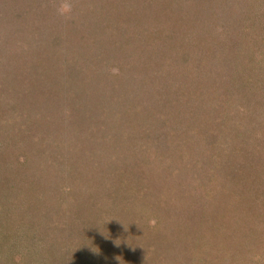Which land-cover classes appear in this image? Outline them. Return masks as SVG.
I'll list each match as a JSON object with an SVG mask.
<instances>
[{"label":"trees","instance_id":"16d2710c","mask_svg":"<svg viewBox=\"0 0 264 264\" xmlns=\"http://www.w3.org/2000/svg\"><path fill=\"white\" fill-rule=\"evenodd\" d=\"M64 1L69 6L67 16L84 19L80 21L84 25L75 28L77 31L81 26L88 28L90 19L112 15L115 4L112 0H108L111 3L108 6L104 0ZM249 1L248 13L238 11L237 14L251 16L253 28L257 24L264 30V0ZM65 4L63 0H0V63L9 66L25 63L21 65L19 76L13 71L14 67L8 68L9 77L0 76V215L6 221L5 225L0 223V264H114L116 259L124 257L130 261L155 257V264H168V260L171 264H218L216 256L222 236L232 239L239 233L234 228L225 230L230 220L227 213L232 212L235 204L240 206L238 212L247 210L250 231L253 226V252L264 251L254 240L260 236L264 240V228L260 227L264 225V93L244 97L250 117L239 122V130L229 129L227 124L231 125V121L225 118L227 114L231 116L233 96V91L225 89V85L233 81L230 72H236L234 69L240 63L235 67L224 63L215 76L211 74L215 65H185L191 55L203 59L213 52L204 47L205 42L204 45L192 42V37L189 43L179 39V45L173 44L176 50L182 47L185 51L181 54L178 51L172 59L174 63L169 64L171 78H162L160 82L158 77L150 78L151 84L135 77L129 80L126 76L119 81V89L131 92L126 97V93L120 91L121 97L130 102L136 89L143 94L157 88L153 109L149 110L147 103L143 105L141 101L136 105L145 120L164 125L160 136L158 132L160 163L166 166L178 163L174 169L177 175L192 178L196 185L178 202L175 195L157 193L154 187L150 189L144 182L146 175L139 171L136 173L137 192L131 196L122 187H116L117 180L98 191L96 186L100 183L93 184L94 173L109 159L122 156L120 147L111 143H114L115 131L121 132L126 122L124 113L129 109L116 103L112 108L118 111L112 115L109 106L119 98L110 100L109 104L106 94L91 96L95 85L99 89L103 84L112 85L110 79L104 78L111 73L106 72L104 77L89 74L86 79L81 74L82 67L75 74L67 69L66 63H76L77 58L74 60L69 55L73 50L72 42L67 39L70 33L60 23ZM218 6L221 8V4ZM172 21L174 24L177 19L167 16L159 31L172 25ZM162 32L161 40L167 33ZM260 43L261 51L256 49V52L264 54V42ZM180 59L185 61L176 62ZM259 65L252 66V72L255 73ZM77 73L80 81L74 80L75 85L71 86L70 78ZM67 75L71 77H65ZM190 75L193 77L185 87V79ZM250 81L248 78L245 84ZM213 90L222 96L214 98ZM196 94L200 95L193 97ZM179 104L182 105L178 109L180 113L193 108H204L208 114L219 113V135L210 131L207 140L199 139L203 142L200 146L192 145L173 132L172 141H167V133L173 130L166 126L172 115L168 110ZM72 148L75 155L70 151ZM128 149L135 151L137 147L133 145ZM148 150L147 146L146 152ZM167 153L169 158L165 159ZM84 178H87L85 185L82 184ZM30 186L35 188L34 193H29ZM82 188L88 189L90 201L80 209L75 196ZM242 189L255 192L257 200L249 201L250 195L246 197ZM103 191L108 193L105 199L101 198ZM93 193L95 196H91ZM242 194L246 199L243 204ZM199 197H206L209 203L197 201ZM199 213L203 220L197 218ZM12 214L17 223L11 218ZM151 217L155 218L149 223ZM184 219L193 223V227L181 226ZM145 225H151L150 229L158 232L153 243L146 242V236L140 233ZM185 242L197 246L187 249L183 246ZM241 260L236 255L229 263L246 264Z\"/></svg>","mask_w":264,"mask_h":264},{"label":"rangeland","instance_id":"374dc122","mask_svg":"<svg viewBox=\"0 0 264 264\" xmlns=\"http://www.w3.org/2000/svg\"><path fill=\"white\" fill-rule=\"evenodd\" d=\"M104 1H106L105 3L108 6V0ZM169 1V3H171L170 5L165 0H112V3L115 2V4H113L114 9L112 10V15L109 17L102 15L98 20L90 19L88 20L90 26L88 28L86 26H81L78 31L75 28H78L79 25H84L82 23L84 21V19H81L82 17L80 18V16L74 15L72 17L67 16L68 12H65L61 20L59 19L60 23L66 27V31L68 30L70 33L67 39L69 42H72L71 47H73V50L69 55L75 58L74 60L77 58L76 63H66L67 69L75 74L76 70L82 67L83 71L81 74L84 75L86 79L89 74L101 75L104 77L107 75L105 74L106 72L111 73L108 77L104 78L110 79L111 83L109 84L112 85L107 87L103 84L101 89H99L98 85H95L90 94L92 97H103L102 94H106V97L109 96V99H106L107 101L119 98L118 102L115 100L112 104H110L111 101L109 102V109L113 112L112 115H115L116 111H118V109L112 108L116 103L120 105L124 104L125 110H127V108L129 109V112L126 111L124 113L126 122L120 128L121 132L115 131L116 136L113 141L114 143H111V146L118 145L120 147L122 156L109 159L105 165L100 167L101 170L98 168L94 173L93 184L96 182L97 184L98 182L100 183L96 186L98 191H102V188H105L110 181L114 182V180H117L118 184H116V187H122L121 189L125 190V192L131 196L137 192L138 180L136 179V173L139 171L146 175L144 182L148 183L147 186L150 189L154 187V191L157 193L165 192L170 195H175L177 196L176 199H179L178 202L183 200L185 192H190V189L193 190L194 185H196L192 178L184 177L182 174L179 176L177 175L174 169L179 166L178 163L170 166L160 163L161 145L159 144L158 132L160 136V128L164 125L155 124L154 121L149 119L145 120L143 112L136 105V103H140L139 101H141L143 105L147 103L146 105L149 110L153 109L154 95L157 88H153L146 93L143 92V94L140 89H136L131 96V100L133 101L130 102L126 101V98L124 97L125 99H123L121 96L126 93V97H129L131 92H129L128 89L122 91V89H119V86H117L119 81L125 79V76L129 80L130 77H135L149 84H151L150 78L153 79L158 77L159 82L163 80L162 78H171L169 72L172 73V66H169V64L174 63L172 59L177 55L178 51H180L179 54L185 51L182 47L176 50L177 47L175 48L173 46L174 43L179 45L178 42H181L182 39L184 42L188 41L189 43L192 41V37H194L192 42L197 41L196 43L202 45H204L205 42L207 46L204 47L211 49L213 51L211 53L212 55L203 59L191 55L190 60H188L185 65L188 63H209L211 65L210 67H214L215 65V69H212L214 72H211L212 76L220 72V68H223L225 65L224 63H231L230 65H232V67L240 63V67L238 66L234 69L236 72H230L231 74L229 76L233 77V79L231 78L233 81L225 85V89L230 88L231 91H233L230 102V104H232L230 109L231 116L227 117L228 114H225V118L231 121V125L227 124L229 129L239 130V122H244L250 117L248 113L249 110H247V106L244 102V97H249L254 93L261 96V93H264V81L262 80L264 79V54L259 51L258 54L256 52V49L261 51L262 44L260 42H264V30L257 24L256 27L253 28L251 16H246L244 13L237 14L238 11L248 13V5H250L249 3L251 1L207 0L208 4H206L205 0L204 2L203 0ZM64 2L63 0V4L66 3ZM218 4H221V8ZM250 7L253 10V7ZM169 15L174 19L176 18L177 21L174 22V24L172 21V25L163 27L160 32L159 28L162 26L163 20ZM262 19L264 22V18ZM81 20L82 22L80 23ZM247 28L248 30H246ZM162 31L165 33L167 32L163 40H161ZM164 39H166V41H164ZM256 44H258V47H254ZM185 47L188 49V44ZM166 50L167 52H165ZM194 50L195 49H193V51ZM201 54L203 56L205 55L204 53ZM183 61H185V59L176 60V62L179 63H183ZM258 63H260L261 67L259 65L255 73L252 72V66L254 67ZM24 64L25 63H11L12 66H9L8 63H4L3 65L0 63V76L9 77L11 72L8 68L10 67H14L13 71L19 76L22 71L21 65ZM123 66L127 69L123 68ZM144 67L146 69H144ZM120 69H123L121 70L122 73L124 71L123 74L120 72ZM74 74L72 76H74ZM78 76H80V74L74 77L70 75L65 77H71L69 82L72 83L70 84L72 86L75 85L74 80H77ZM195 76L200 79L196 73ZM191 77L193 76L190 75L185 79V81H187L185 87L188 85ZM248 78H250L251 81L246 85L245 81H247ZM78 80L80 81V79ZM192 81H195V78H193ZM250 84L253 85V87ZM113 87L115 90L112 89ZM110 89H112V92ZM88 90L90 91V89ZM120 91H122L123 94H120ZM213 93L212 96L214 98L219 99V97L222 96V94H219L217 91L213 90ZM199 95L200 94H196L193 95V97ZM121 100H123L124 103ZM181 106L182 105L176 106L168 110L172 115L170 122H168L169 124H166V126H171L169 129L173 130L170 131L168 129L171 133H167V141H172L173 132L175 136L188 140L192 145L200 146L203 142H200L201 140L199 139L204 141L207 140V134L210 131H215V135H219V124L217 122V119L220 117L219 113L212 112L208 114V111L204 108H193L191 111L183 109V112L180 113L178 109ZM142 118L145 121H142ZM155 118L158 119L157 116H155ZM176 127L179 128L176 129ZM156 132L157 135L155 134ZM178 141L180 142L182 140ZM133 145L137 147V150L129 151L128 148L133 147ZM138 146H140V148ZM143 146L146 148L147 146L149 147L148 152H146V148H143ZM168 150L167 148L166 151ZM70 151L73 152L74 155L76 154L74 148L70 149ZM164 158L168 159L169 153H167ZM164 158L163 160H165ZM106 177H113L114 179H105ZM85 180H87V178L83 180L82 184L84 185L86 183ZM227 184L228 182L226 181V185ZM87 188H82L79 190L77 196H75V202L79 203L80 209L85 208L86 202L89 203L90 201V193H87ZM108 188H110V186ZM33 190H35V188L30 186L29 193H34ZM230 190L228 194H230ZM151 191H153V189ZM241 192H243L246 197L250 195L248 200L251 202L257 197V194L249 189H242ZM100 194L103 199L108 196L107 191L100 192ZM31 196H34V194ZM91 196H95V194L93 193ZM245 196L243 194L240 196L242 204L246 200ZM29 199L33 201L32 198ZM205 200L206 197H199L197 199V201L203 203ZM30 201H28V203ZM259 201H261V198ZM116 203H118V201ZM208 203L207 199L206 205ZM246 207H248V204ZM239 208L240 206L235 204L232 212H226L230 220L227 222L225 230L232 231L234 228L236 232L239 233L232 239L222 236L218 243L220 249L216 256V261L218 264H231L229 262L236 258L237 255L240 259L242 258L241 261H244L246 264H264V251L262 250L259 254L253 252V226L251 227L252 231H250L249 226L251 222H249L247 218V210L241 209L242 211L239 210L238 212ZM193 210L194 209H190V211ZM11 216L12 219H15L14 222L17 223V218L13 214ZM150 216H153V214ZM198 217L203 220L200 213L197 218ZM154 218L155 217H151L149 223H152ZM190 218H192V216H190ZM5 222V219L1 216L0 223L5 225ZM12 222L13 221H11V223ZM222 222L224 226L225 222ZM180 224L189 229L190 226L193 225V223H190V221L186 219ZM150 226L151 225L143 226L142 230L140 229V233L142 231L141 234L146 236V242L153 243L157 238L158 232L156 233L150 229ZM260 227L264 228V225L261 224ZM2 236H5L4 233ZM254 240H256L257 246L262 245L264 248V240L261 236L260 239ZM187 243L188 242H185L183 244L187 249L192 248L194 245L197 246V244L188 243L187 245ZM72 255L74 254H71V256ZM68 258L70 260L69 256ZM154 258L155 257H143L135 261H130L128 257H124L121 260L119 258L116 259L114 264H155L153 261ZM168 264H171L170 260H168Z\"/></svg>","mask_w":264,"mask_h":264},{"label":"clouds","instance_id":"9594fccd","mask_svg":"<svg viewBox=\"0 0 264 264\" xmlns=\"http://www.w3.org/2000/svg\"><path fill=\"white\" fill-rule=\"evenodd\" d=\"M69 11L68 5H62V14Z\"/></svg>","mask_w":264,"mask_h":264}]
</instances>
